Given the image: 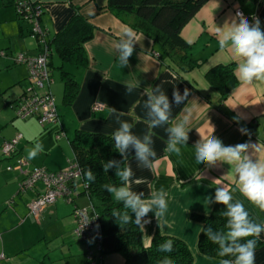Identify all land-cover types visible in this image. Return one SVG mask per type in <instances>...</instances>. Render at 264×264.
<instances>
[{
    "label": "crops",
    "instance_id": "0c3cea01",
    "mask_svg": "<svg viewBox=\"0 0 264 264\" xmlns=\"http://www.w3.org/2000/svg\"><path fill=\"white\" fill-rule=\"evenodd\" d=\"M31 1L40 2L43 6L41 25L48 30L49 39L64 27L73 14L83 17L95 29L93 37L84 44L87 54L85 66L76 67L62 63L59 59V65L69 71L79 83L74 101L70 105L65 104L60 110L56 106L58 121L51 123L56 125L55 133L61 129L64 131L68 144L76 129L112 136L119 125L115 117L109 114V107L124 112L121 119L132 123V131L142 137L148 131L144 107L147 96L144 89L162 85L170 101L174 89L179 90L182 95L185 89L189 90L183 103L172 104L173 121L185 114L183 108L187 107L191 112L189 140L182 147V155L177 157L164 150L167 141L165 128L169 126L164 125L152 129L156 157L150 169L137 167L134 149L129 150L125 163L130 164L135 173L131 182L133 191L143 192L145 198L161 187L168 193V211L165 216L168 224L161 230L154 213H149L144 219L150 220V223L141 229L143 245L149 246L154 234L158 232L185 242L192 254V264H220L221 259L206 256L197 247L203 224L195 216L208 215L215 204L205 206V198L214 199L216 187L222 184L231 191L234 201L239 200L244 204L257 223L264 224V211L242 196L236 188V177L228 164L221 163L212 168L197 164L193 145L200 139V135L210 136L214 129L213 134L226 145L245 142L256 144L259 152L255 154L264 158V83L254 81L243 85L237 79L236 61L229 50L220 49L215 31L216 26L222 27L233 19L239 22L234 13L235 8L241 9L246 16H256L264 30V0H207L180 32L181 37L189 44V57L196 62L195 67L190 70L168 66L167 60L157 57L155 50L158 46L153 40L135 30L140 42L134 46L129 65L121 68L116 59L118 53L114 44L120 39L123 29L130 26L108 9L107 0ZM1 7L0 23L4 27L9 26V22L14 23L9 36L18 34L20 37L16 39L19 41L28 36L29 26L14 13L12 0H0ZM131 16L123 15L127 20ZM6 47L10 48L12 45L8 43ZM21 51L36 55L40 51V45L38 42L32 48L27 45ZM49 60L53 78V54ZM231 63L235 66L233 76L220 88L212 86L205 77L206 72L218 64ZM27 77L28 71L24 64L16 63L11 56L0 57V149L4 141L17 133L22 134L14 155L4 157L0 150V264H49L45 260L47 258L50 264H87L86 249L87 246L93 248L94 242H80L69 236L73 234L74 207L89 204L88 197L82 193V186H75L70 202L63 197L58 198L44 207L36 220L28 214V209L31 200L42 190V183L37 182L33 189L21 193L19 184L23 174L7 169L16 164L20 156L29 161L30 164L24 168L27 170L33 166H42L55 172L65 169L67 162L69 164L73 161L69 157L71 153L73 156L70 145L67 150L65 141L57 144L50 131L43 132L42 129L49 124L41 126L34 117L17 118L14 104L29 87ZM129 81L138 82L139 86L127 94L124 83ZM51 85L47 87L50 92ZM95 102L103 103L104 108L92 111L91 106ZM241 127L248 130L247 135L239 131ZM37 143L43 145V151L29 159L27 150ZM48 158L52 162L57 159L59 163L53 165L48 162ZM75 191L78 199L73 196ZM46 226H50L49 234L45 233ZM38 230H42L41 235H38ZM50 239H58L68 247L63 246L58 255L51 256L45 245ZM97 261L100 264H124V257L121 253L114 252ZM255 264H264V233L261 234L260 245L256 247Z\"/></svg>",
    "mask_w": 264,
    "mask_h": 264
},
{
    "label": "clouds",
    "instance_id": "9594fccd",
    "mask_svg": "<svg viewBox=\"0 0 264 264\" xmlns=\"http://www.w3.org/2000/svg\"><path fill=\"white\" fill-rule=\"evenodd\" d=\"M237 16L239 22L233 19L222 27L216 26L219 47L231 52L236 61L235 75L243 85L252 84L254 81L264 83V30L258 18L255 23L250 24L242 14L237 13ZM138 42L140 38L134 29L125 27L120 39L114 44V49L118 53L116 59L121 68L129 65V58L133 55L134 46ZM124 86L127 94H130L139 86V83L129 81L124 83ZM144 92L147 96L144 107L148 131L142 137L132 131L134 127L132 123L121 119L124 112L109 107V114L115 117L119 125L112 133L111 139L114 141L115 151L123 159L103 162L104 172L107 173L109 169L115 167V175L121 182L120 186L106 184L104 188L116 202L123 205V211L116 208L112 210V216L121 229L130 223L144 229V225L150 223V220L144 218L149 213H154L158 227L162 230L168 224L165 219L168 211L167 191L161 187L159 190L152 191L148 198H145L143 192L133 191L131 182L135 173L131 165L125 162L128 159L129 150L134 149L137 167L150 169L156 157L152 129L164 125H169L165 128L167 141L164 150L177 157L182 155V147L186 146L189 140L188 125L191 121V112L185 107L182 110L185 114L173 121L172 104L183 103L189 95V90L185 89L182 95L179 90L174 89L171 101L162 85L147 87ZM239 131L242 134H248V130L244 127H241ZM213 133L210 136L200 135V139L193 145L196 163L205 164L209 168L221 163L228 164L236 177V188L242 196L264 211V158L255 154L259 152L256 144L245 142L226 145ZM27 151L28 158L33 159L43 151V145L37 143ZM84 176L90 182L96 179L91 168L85 171ZM214 203L225 206L222 215L227 218L226 231H214L211 227H207L202 232L208 240L218 246L217 255L219 257L233 258L221 259L220 264H255L256 247L261 234L264 233V224L256 223L250 218L249 212L241 201L233 202L231 191L222 184L216 187L214 199L207 197L204 200L205 206ZM132 214H134V219ZM173 247V240L168 239L158 246V250L171 253ZM160 264H173V261L165 256Z\"/></svg>",
    "mask_w": 264,
    "mask_h": 264
},
{
    "label": "trees",
    "instance_id": "16d2710c",
    "mask_svg": "<svg viewBox=\"0 0 264 264\" xmlns=\"http://www.w3.org/2000/svg\"><path fill=\"white\" fill-rule=\"evenodd\" d=\"M205 2L207 0H107V7L132 29L152 39L158 46L155 50L157 57L167 60L168 66L190 70L195 67L196 62L189 57L187 52L189 44L181 37L180 32ZM129 14L132 15L131 19L127 20L123 17ZM94 31L93 25L80 15L73 14L64 27L48 39L51 49L49 58L52 53H55L62 63L66 62L76 67L85 66L87 54L84 44L93 37ZM49 65L51 62L48 59V67ZM234 67L232 63L218 64L210 68L205 77L212 86L220 88L233 76ZM56 68L63 83V102L70 105L79 91V83L69 71L63 69L62 65ZM69 145L73 152V160L81 170V179L72 184V191L77 184L81 185L82 193L89 199L86 207H92L100 219L102 238L97 253L98 258L118 252L123 255L124 264H160L165 256L170 257L173 264H192V254L181 239L156 232L150 245L144 246L140 227L130 223L121 229L112 216V210L116 208L123 211V205L114 200L113 196L105 190L104 185L120 186L121 182L115 175V167L109 169L107 173L104 172L103 162L121 161L123 158L115 151L110 135L76 129ZM88 168L94 172L95 181L86 180L84 173ZM224 210V205L215 203L208 215L195 216L203 224L198 236L197 247L206 256L233 259L232 257H219L217 255L218 246L208 240L202 232L207 227H211L214 231H226L227 218L222 215ZM132 215L134 219V214ZM249 216L257 223L252 215L249 214ZM168 239L173 240V251L171 253L160 252L158 246ZM259 245L260 240L257 247Z\"/></svg>",
    "mask_w": 264,
    "mask_h": 264
},
{
    "label": "built area",
    "instance_id": "2783aa9c",
    "mask_svg": "<svg viewBox=\"0 0 264 264\" xmlns=\"http://www.w3.org/2000/svg\"><path fill=\"white\" fill-rule=\"evenodd\" d=\"M17 16L27 22L29 35L37 39L40 45V51L36 55L26 52L19 53L14 57L16 63L24 64L28 71V81L30 86L18 98L15 106L16 115L25 119L34 117L41 126L56 123L58 114L53 94L47 89L53 83L48 67L49 54L51 52L48 42V30L41 25V16L44 12L41 3L34 4L30 0H12ZM237 13L248 19L249 23H255L256 16H246L241 9L235 8ZM2 51H0V55ZM32 90V91H31ZM104 108L101 102H95L91 106L92 111H99ZM57 138L61 136L57 133ZM22 138L21 133H17L13 138L2 143L1 153L4 157H10L17 151V143ZM25 157H19L16 164L10 165L7 169H14L23 174V179L19 184V191L24 192L35 187L37 182H41L43 188L38 195L29 203V213L38 216L40 211L54 203L58 198L63 197L70 201L72 184L81 179V170L77 163L70 161L68 166L60 171L51 172L42 166H33L30 169H24L29 165ZM86 186V184H84ZM74 228L73 235L83 242L93 241L94 247L86 249L87 264L98 263V250L102 238L101 224L98 215L92 207L76 206L73 209ZM90 221V222H89ZM89 222L88 224H86ZM86 224V225H84ZM98 226V227H97Z\"/></svg>",
    "mask_w": 264,
    "mask_h": 264
},
{
    "label": "rangeland",
    "instance_id": "374dc122",
    "mask_svg": "<svg viewBox=\"0 0 264 264\" xmlns=\"http://www.w3.org/2000/svg\"><path fill=\"white\" fill-rule=\"evenodd\" d=\"M14 7V5H13ZM2 9V7L0 8ZM11 10V9H10ZM9 10V11H10ZM13 11L14 13H16L15 11V7L13 8ZM12 12V10H11ZM9 13V12H8ZM7 16H10V15H7ZM1 17V15H0ZM23 23L26 24V26L28 25L27 22H25L23 20ZM16 25V24H15ZM25 26V27H26ZM16 27V26H15ZM14 28V23L13 22H9V26L7 27H4L2 25V23H0V51H2V54L0 55V57H5V56H11L12 59L14 60V57L16 55H18L19 53H23L24 51H21V50H24V47L28 45V47H34L35 44H37V39L33 38L32 36L28 35L26 36L25 38L21 39L20 41L18 39H16V37H20L17 35H13V37H10L9 36V31H11V29ZM2 30L4 31V33H2ZM10 43L12 45V47L10 48H7L6 47V44ZM7 49H6V48ZM53 54V67L51 68V71H52V76H53V83L51 85L52 87V91L51 93L53 94L54 96V100H55V104L57 106V109L60 110L61 108H64L65 107V104H63L62 102V96H63V83L60 79V74H59V71L57 70V66L60 64V60L59 58L57 57V55L55 53H52ZM20 64V63H18ZM30 86V83L29 85ZM29 87H27L26 89H28ZM32 91V90H31ZM19 118V117H17ZM21 119V118H20ZM37 125V124H36ZM47 125V124H46ZM58 125V123H57ZM40 127V126H39ZM46 128L45 129H42L43 132H51L52 133V138L55 142L60 143L61 141H65L67 143V150L69 149V144H68V141H67V138H65V133L64 131L61 129L59 130L57 133H60L61 136L59 138H57V133L54 132V129L56 128V125H53V124H49L47 126H45ZM42 128V127H41ZM59 129V128H58ZM56 130V129H55ZM72 136V135H71ZM69 157L71 158L70 160L73 159V156H72V153L71 155H69ZM48 162H51L53 165L55 164H58L59 163V160L56 159V161L52 162L50 161V159L48 158ZM45 164H48L45 162ZM68 166V162H67V165ZM52 168V167H50ZM22 193V192H21ZM76 191L74 192L73 196L76 197L78 199L79 196L76 195ZM71 198V197H70ZM82 200L85 198L82 197L81 198ZM68 201V200H67ZM71 201V200H70ZM68 201V202H70ZM86 201V200H85ZM8 204V203H7ZM29 210V209H28ZM41 213V211H40ZM39 213V215H40ZM28 214L31 215V217H33L34 219L38 220L39 219V215L38 216H34L32 214L29 213L28 211ZM45 233L46 234H49L50 233V226H46L45 228ZM42 234V230H38V235H41ZM70 237H73L74 239H76V241H79L73 234H70L69 235ZM44 242V241H43ZM81 242V241H80ZM46 247L49 249L48 250V253L51 255V256H55V255H58L60 253V251L63 249L62 247L64 246L60 240L58 239H50L48 241V243H45ZM65 248H67L68 246H64ZM91 247V246H90ZM92 248V247H91ZM48 254V255H49ZM85 259H86V255H85ZM47 262H49L50 264V260L49 258L45 259Z\"/></svg>",
    "mask_w": 264,
    "mask_h": 264
}]
</instances>
